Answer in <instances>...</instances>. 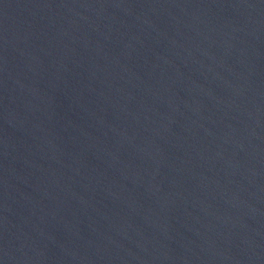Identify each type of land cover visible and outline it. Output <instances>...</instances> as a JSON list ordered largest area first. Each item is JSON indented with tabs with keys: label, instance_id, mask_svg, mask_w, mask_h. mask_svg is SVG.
<instances>
[{
	"label": "water",
	"instance_id": "1",
	"mask_svg": "<svg viewBox=\"0 0 264 264\" xmlns=\"http://www.w3.org/2000/svg\"><path fill=\"white\" fill-rule=\"evenodd\" d=\"M0 264H264V0H0Z\"/></svg>",
	"mask_w": 264,
	"mask_h": 264
}]
</instances>
